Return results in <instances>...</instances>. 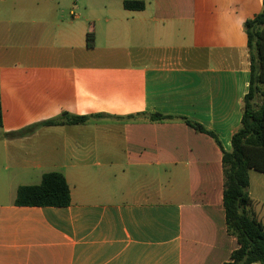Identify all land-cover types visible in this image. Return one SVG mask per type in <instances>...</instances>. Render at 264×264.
Listing matches in <instances>:
<instances>
[{
	"label": "crops",
	"instance_id": "crops-1",
	"mask_svg": "<svg viewBox=\"0 0 264 264\" xmlns=\"http://www.w3.org/2000/svg\"><path fill=\"white\" fill-rule=\"evenodd\" d=\"M125 1L0 0V264H224L238 248L222 158L249 91L245 23L263 0ZM156 113L220 145L186 120L137 116ZM64 114L105 116L6 137ZM51 172L70 206L15 205ZM249 193L264 225V173L250 172Z\"/></svg>",
	"mask_w": 264,
	"mask_h": 264
},
{
	"label": "trees",
	"instance_id": "trees-1",
	"mask_svg": "<svg viewBox=\"0 0 264 264\" xmlns=\"http://www.w3.org/2000/svg\"><path fill=\"white\" fill-rule=\"evenodd\" d=\"M124 8L130 11L145 9L143 1L128 0ZM250 56L249 91L244 98L240 129L232 137V149H223L224 206L228 233L238 242L229 262L224 264H264V225L253 210L254 200L249 193L250 172L264 173V0L263 10L253 19L246 21ZM95 45L93 33L87 36L88 48ZM105 115L61 117L31 125L6 134L7 138L29 136L44 125L84 124L91 118ZM151 122H163L182 117L163 114H139ZM137 116H130L135 119ZM186 122L197 131L216 136L203 126ZM3 126V111L0 103V127ZM15 205L20 207H68L71 205V190L62 173L51 172L42 177L40 184L21 186L17 191Z\"/></svg>",
	"mask_w": 264,
	"mask_h": 264
}]
</instances>
